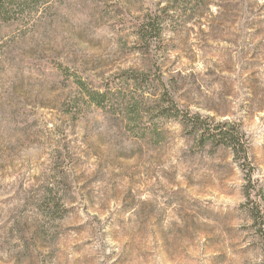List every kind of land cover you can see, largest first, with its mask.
<instances>
[{
	"label": "rangeland",
	"instance_id": "374dc122",
	"mask_svg": "<svg viewBox=\"0 0 264 264\" xmlns=\"http://www.w3.org/2000/svg\"><path fill=\"white\" fill-rule=\"evenodd\" d=\"M26 1L0 22V264H264V0ZM127 68L153 81L105 110L66 79ZM159 72L247 156L157 116Z\"/></svg>",
	"mask_w": 264,
	"mask_h": 264
},
{
	"label": "trees",
	"instance_id": "16d2710c",
	"mask_svg": "<svg viewBox=\"0 0 264 264\" xmlns=\"http://www.w3.org/2000/svg\"><path fill=\"white\" fill-rule=\"evenodd\" d=\"M27 4L26 0H0V22L11 23L17 21L18 17L23 15L21 13H23L24 7ZM61 69L67 71L68 65L61 64ZM82 72V70H75L73 72L74 79H69L68 77L66 79L77 92L78 100H81L82 104H88L100 110H105L107 105L111 107L109 103L113 101L111 98L114 96L115 90H117L118 83H124L126 88H128L132 85L153 81L149 73L135 68L118 70L116 73L102 79H91L88 76L83 78L81 76ZM156 80L163 87L162 99H165L161 100L165 103L160 106L156 114L157 116L179 119L183 124L190 123L191 128L197 126L198 131H201L199 135L201 143L209 141L213 146L225 145L232 150L234 155H241L240 157L247 156V148L242 136L233 126L230 127V125L219 123L211 126L199 114L191 116L188 111H183L178 107L169 88L164 84L160 72ZM119 97L116 101L121 110L126 111L127 115H139L140 107L138 105H140V100H136L134 94L126 96L122 94ZM252 218L258 227V231H263L261 235L264 240V212L257 203H254Z\"/></svg>",
	"mask_w": 264,
	"mask_h": 264
}]
</instances>
